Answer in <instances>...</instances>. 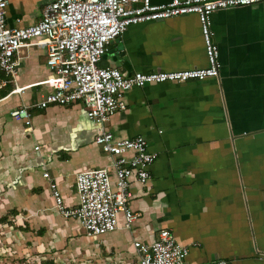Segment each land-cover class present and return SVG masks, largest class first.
Wrapping results in <instances>:
<instances>
[{"label":"crops","instance_id":"obj_1","mask_svg":"<svg viewBox=\"0 0 264 264\" xmlns=\"http://www.w3.org/2000/svg\"><path fill=\"white\" fill-rule=\"evenodd\" d=\"M48 1L7 0V25L37 21ZM211 29L217 77L132 87L125 108L101 123L75 101L32 108L25 130L11 111L47 91L40 81L48 68L41 45L18 50L0 96V264H136L133 242H151L163 228L189 246V264H264V1L214 11ZM206 63L194 13L127 26L98 62L124 75ZM101 129L143 135L157 155L150 177L130 183L135 218L127 223L120 213L115 229L87 235L55 210L42 173L66 205L77 201L78 171L106 167L112 181L113 156L94 142Z\"/></svg>","mask_w":264,"mask_h":264},{"label":"built area","instance_id":"obj_2","mask_svg":"<svg viewBox=\"0 0 264 264\" xmlns=\"http://www.w3.org/2000/svg\"><path fill=\"white\" fill-rule=\"evenodd\" d=\"M264 0H169L155 4L150 0H49L41 8L40 18L31 23L8 26L7 0H0V89L14 79L16 54L22 47L41 45L48 73L40 83L47 91L33 102H23L11 111L25 130L31 128L32 108L51 104L66 105L80 101L86 116L98 123L125 108L124 94L132 87L147 83L183 82L217 77L221 68L219 47L213 40L211 14L219 9L246 6ZM197 15L207 63L203 67L171 70L132 71L124 75L117 67L98 64L110 40L122 35L127 26L165 19L180 14ZM23 96V87H14ZM94 142L113 156L111 181L106 167L78 171L74 183L77 201L66 205L49 172L42 176L53 199L55 210L79 221L87 235H98L117 227L121 213L126 222L135 218L129 202L132 180L144 183L150 177V165L157 153L149 150L146 138L114 136L101 129ZM38 146H35L37 149ZM136 264H189V246L177 241L168 229H161L151 242L135 240ZM215 264H225L218 260Z\"/></svg>","mask_w":264,"mask_h":264},{"label":"trees","instance_id":"obj_3","mask_svg":"<svg viewBox=\"0 0 264 264\" xmlns=\"http://www.w3.org/2000/svg\"><path fill=\"white\" fill-rule=\"evenodd\" d=\"M3 74L2 72H0V75ZM5 89H0V96H2L4 94Z\"/></svg>","mask_w":264,"mask_h":264},{"label":"rangeland","instance_id":"obj_4","mask_svg":"<svg viewBox=\"0 0 264 264\" xmlns=\"http://www.w3.org/2000/svg\"><path fill=\"white\" fill-rule=\"evenodd\" d=\"M0 226H1V224H0Z\"/></svg>","mask_w":264,"mask_h":264}]
</instances>
